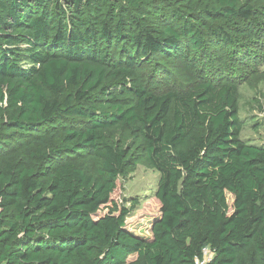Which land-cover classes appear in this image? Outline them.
Returning a JSON list of instances; mask_svg holds the SVG:
<instances>
[{"label": "trees", "instance_id": "16d2710c", "mask_svg": "<svg viewBox=\"0 0 264 264\" xmlns=\"http://www.w3.org/2000/svg\"><path fill=\"white\" fill-rule=\"evenodd\" d=\"M263 64L264 0H0V264H264ZM139 162L150 241L115 198Z\"/></svg>", "mask_w": 264, "mask_h": 264}, {"label": "rangeland", "instance_id": "374dc122", "mask_svg": "<svg viewBox=\"0 0 264 264\" xmlns=\"http://www.w3.org/2000/svg\"><path fill=\"white\" fill-rule=\"evenodd\" d=\"M264 70V64L262 67ZM240 119L244 127L241 139L257 146H264V82L251 88L240 87ZM159 174L139 162L134 172L121 178L122 191L115 198L131 212L126 218V229L134 236L150 241L152 226L161 217V204L157 199ZM230 214L233 212V196L228 194ZM107 213L104 209L100 215ZM136 256L129 258L134 261Z\"/></svg>", "mask_w": 264, "mask_h": 264}, {"label": "built area", "instance_id": "2783aa9c", "mask_svg": "<svg viewBox=\"0 0 264 264\" xmlns=\"http://www.w3.org/2000/svg\"><path fill=\"white\" fill-rule=\"evenodd\" d=\"M215 258V252L207 247L202 252V257L196 259V264H210Z\"/></svg>", "mask_w": 264, "mask_h": 264}]
</instances>
